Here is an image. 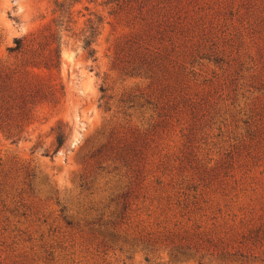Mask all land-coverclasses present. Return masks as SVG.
<instances>
[{
	"label": "rangeland",
	"instance_id": "374dc122",
	"mask_svg": "<svg viewBox=\"0 0 264 264\" xmlns=\"http://www.w3.org/2000/svg\"><path fill=\"white\" fill-rule=\"evenodd\" d=\"M102 1L76 3L62 32L64 95L0 129V264H264V0L145 18ZM50 7L0 0V67ZM88 10L94 58L78 38Z\"/></svg>",
	"mask_w": 264,
	"mask_h": 264
},
{
	"label": "trees",
	"instance_id": "16d2710c",
	"mask_svg": "<svg viewBox=\"0 0 264 264\" xmlns=\"http://www.w3.org/2000/svg\"><path fill=\"white\" fill-rule=\"evenodd\" d=\"M81 0H51L50 18L45 26V32L29 38V48L22 37L14 36L13 44L6 45L8 52L20 53V60L12 67H0V129L7 134L18 133L23 124L29 121L33 107L41 101L56 103L64 95V83L59 76L60 49L63 31H69L74 23V5ZM224 0H211L198 4L197 0H103L107 14L130 13L141 14L140 17L161 15L168 17L178 13L186 4H196L197 10H205L209 15L213 7V14H221V4ZM227 5V4H226ZM239 3L233 6L228 4L229 15L238 13ZM249 6V5H248ZM247 6V7H248ZM84 9L87 6L83 5ZM78 12L79 9H76ZM84 18L78 29L80 46L86 57L94 58V41L100 31L102 16L91 13ZM83 14V13H82ZM73 33V31H72ZM101 90L102 87H100ZM54 131L55 152L64 142L66 127L58 122L52 127ZM98 147L94 153H98ZM67 222H70L67 220ZM197 264H204L198 261Z\"/></svg>",
	"mask_w": 264,
	"mask_h": 264
}]
</instances>
